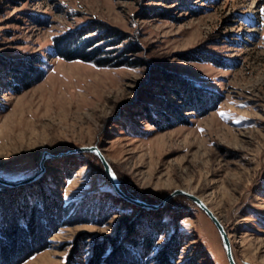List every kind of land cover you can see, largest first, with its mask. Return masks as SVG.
<instances>
[{"label":"rangeland","instance_id":"374dc122","mask_svg":"<svg viewBox=\"0 0 264 264\" xmlns=\"http://www.w3.org/2000/svg\"><path fill=\"white\" fill-rule=\"evenodd\" d=\"M76 34L102 47L95 61L60 56L56 39ZM84 146L131 197L202 199L236 263L264 264V0H0V177L57 155L37 186L10 187L45 193L57 225L13 264H87L99 249L110 263L228 264L190 198L133 206L96 155L65 153Z\"/></svg>","mask_w":264,"mask_h":264},{"label":"trees","instance_id":"16d2710c","mask_svg":"<svg viewBox=\"0 0 264 264\" xmlns=\"http://www.w3.org/2000/svg\"><path fill=\"white\" fill-rule=\"evenodd\" d=\"M109 37L111 35L107 34L104 39ZM79 39L80 35L78 34L57 38L58 53L60 56L69 60L81 59L84 61H95L101 55L100 50L102 47H93L97 43L93 41L94 39H84L81 44L78 43ZM88 48H91V50L87 51ZM126 49L137 51L135 47L127 46ZM96 62L100 65H105L106 63L105 59H100ZM13 77H16L17 81H21L18 76ZM39 181L40 179L26 186H37ZM112 191L116 194L113 188ZM12 192H16V190L0 184V264H13L16 261L28 258L34 252L42 249L46 244V238H48L45 225L49 223V228L54 229L57 227L56 222L51 219L53 214L50 213V206L53 200L49 201L45 193L39 191L34 193L36 195L35 197L27 194L25 197L16 199V197L13 198L11 196L15 195L11 194ZM146 237H148V234H146ZM37 238V242H33ZM127 241L133 246L138 245V241L135 238L131 237ZM145 247L148 250L151 249V243H148V239H146ZM123 249L127 248L123 247ZM103 253L102 249L96 250L87 264H138L139 259L137 257L132 258L130 262H125L120 257H117V260L110 263L109 261L112 258L105 259L102 257ZM149 253L145 252L146 255ZM66 264L75 263L70 258Z\"/></svg>","mask_w":264,"mask_h":264},{"label":"water","instance_id":"95a60500","mask_svg":"<svg viewBox=\"0 0 264 264\" xmlns=\"http://www.w3.org/2000/svg\"><path fill=\"white\" fill-rule=\"evenodd\" d=\"M70 152L71 153L90 152V153L96 155L98 157V159L100 160V162L102 163L104 172H105L112 188L116 192V194L119 197H121L123 200L132 204L133 206L144 208L146 210H157L159 208H163L166 205V203H168L170 201V199L176 195H183V196L190 198L193 201L194 205L196 207H198L200 210H202L206 214V216L211 220V222L214 224V226L216 227L218 235H219L220 240H221L223 251H224L225 256L227 258V261H228V264H237L235 261L234 255L232 253V247H231L228 235L226 233V230H225L223 224L221 223V221L218 219V217L214 214V212L207 206V204L202 199L195 197L194 195H191L188 192H185L183 190H178V189L174 190L163 201H161L159 203H155V204L148 203V202L143 201L141 199L131 197L128 194H126V192L121 188L120 180H119L117 174L115 173L114 169L109 164L108 160L102 154V152L100 151V149L98 147H96V146L78 147V148H75L71 151H67L65 153H70ZM61 154L62 153H60V155ZM55 156H57V155H53V154L46 152V151L42 152L41 158L39 160V169L35 174H33L27 178L18 180V181H9V180H5V179L0 177V184L3 186H7V187H18V186L30 184V183L38 180L39 178H41L44 175V173L46 171L45 167L43 166V162L46 159L53 158Z\"/></svg>","mask_w":264,"mask_h":264},{"label":"bare ground","instance_id":"6f19581e","mask_svg":"<svg viewBox=\"0 0 264 264\" xmlns=\"http://www.w3.org/2000/svg\"><path fill=\"white\" fill-rule=\"evenodd\" d=\"M52 169L51 167L49 168V170ZM223 249V248H222Z\"/></svg>","mask_w":264,"mask_h":264}]
</instances>
